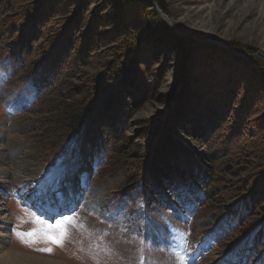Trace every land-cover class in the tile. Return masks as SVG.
<instances>
[{
  "label": "rangeland",
  "instance_id": "374dc122",
  "mask_svg": "<svg viewBox=\"0 0 264 264\" xmlns=\"http://www.w3.org/2000/svg\"><path fill=\"white\" fill-rule=\"evenodd\" d=\"M105 1L0 0V28L12 23L14 29L24 23V15L41 9L45 25L43 34L33 44L37 57L52 41L50 37L54 31L69 21L68 28L73 27L80 45L84 41L90 45L89 65L80 66L71 78L72 83L78 86L87 74L103 70L105 63L119 51L116 38L108 41L99 39L109 27L98 31V35L87 29L90 19L96 17L97 8ZM139 1L151 5V8L158 4L155 0ZM159 1L178 34L188 37V44L185 52H175L171 45L158 48L154 54L146 50L148 54L144 56L137 74L144 97L132 109L121 143L133 139V145L148 143L153 148L158 136L151 138L148 130L155 131L162 125L160 134L164 128H170L171 123L173 132L178 133L176 137L183 145L197 153L206 151L207 146L200 144L192 134V122L184 121L187 117L193 121L199 113L198 107L188 112L187 104L182 108L178 106L180 102L185 104L189 97L196 103L194 96H197L195 89L198 87L204 99H219L217 108L220 110H216L220 120L216 131L218 136H213L211 147L227 150L228 155L220 162L233 158L232 153L242 141L244 147L240 151L264 153V88L258 80L254 82L240 61L231 60L230 64L227 59H218L208 46L198 50L193 42L195 38L196 42L217 44L239 59L249 61L255 57L264 61V0ZM106 7L101 15L109 10L113 14L111 5ZM133 8L129 6L128 15L135 14ZM73 16L74 25L70 19ZM122 17L121 25H127L128 30L132 28L131 18ZM221 41L235 43L253 52L236 54L231 44L226 46ZM145 45L142 43L141 47L145 49ZM190 66H193L191 71L197 70L196 78L188 77ZM214 71L220 75H215ZM10 82L13 84L14 79ZM19 94L9 83V73L0 65V234L5 233L0 253L16 250L61 264H244L241 262L242 249L225 241L218 242L212 228L200 227L191 219L190 209L195 204L193 198H175L171 188L153 175L145 180L151 187L150 194L144 191L138 204L131 209L114 195L115 192L95 180L97 161L91 158L90 147L96 119L105 109L104 99L98 103L92 120L84 124L80 137L71 144L67 155L53 164L43 155L36 156L28 149V135L23 130L28 120L41 117V114L29 113ZM176 111L180 113L179 117ZM181 126H187L191 136H186ZM126 150L125 146L123 156L134 162L132 153ZM244 159L248 163L253 161L252 158ZM236 162H232L233 169L226 175L219 173L222 183L230 181L232 184L236 175H245L246 165L240 166ZM55 167H60L59 172L63 175L59 181L49 185L46 175ZM255 167L251 166V169L255 170ZM46 193L52 205L64 207V213L48 216L40 211L42 207L38 200ZM63 198L66 201L62 202ZM71 199L74 203L66 208ZM64 216L72 217V222L67 225L68 235L61 247L46 241L43 232ZM33 229L36 232L34 239L23 235ZM154 230L162 234H155ZM49 248L50 252L44 250ZM246 264H252L251 259H247Z\"/></svg>",
  "mask_w": 264,
  "mask_h": 264
},
{
  "label": "trees",
  "instance_id": "16d2710c",
  "mask_svg": "<svg viewBox=\"0 0 264 264\" xmlns=\"http://www.w3.org/2000/svg\"><path fill=\"white\" fill-rule=\"evenodd\" d=\"M155 1L166 11L159 0ZM108 5H111L113 14L109 10L101 15ZM130 5L135 7V14L131 16L127 14ZM97 10L94 15L98 18L90 19L87 29L98 35V31L109 27V30L105 29L99 35V39L108 41L116 38L119 51L117 57L112 56L111 61L105 63L103 70L81 78L83 83L78 86L72 83L71 78L80 66L89 65L90 45L85 41L80 45L73 27L68 28L69 21L54 31L50 37L52 41L37 57L33 44L43 34L45 25L41 9L37 8L31 15H24V23L14 29L12 23L0 28V63L4 64L14 79L13 85L27 96L34 91L33 99L28 100L27 111L32 115L41 114V117L25 121L23 131L28 135V149L36 156L41 154L45 159L48 158L53 164L58 163L67 155L71 144L80 137L84 124L92 120L98 103L104 99L105 109L96 119L90 147L91 158L97 161L94 167L95 180L106 185L112 193L115 192L114 195L131 209L138 204L144 191L150 194L151 187L147 186L145 180H149L151 174L159 182L166 183L175 198L195 200L190 209L192 220L200 227L212 228L218 242L225 241L242 249L244 261L251 259L254 264H264V207L261 205L264 204L263 151L254 154L240 151L244 147L242 141L232 153L233 158L220 162L228 155L227 150L211 147L213 136H218L216 131L220 120L216 110H220L217 108L219 99H204L198 87L195 89L197 96H194L196 103L189 97L185 104L180 102L178 106L182 108L187 104L188 112L198 107L197 117L193 121L187 117L184 121L192 122V134L200 144L207 146L206 151L197 153L183 145L176 137L178 133L173 132L171 123L170 128H164L160 134L162 125L157 126L155 131L148 130L151 138L158 136L153 148L148 143L133 145V139L121 143L132 109L144 97L142 82L137 78L144 56L148 51L154 54V51L166 45H171L175 52H185L188 37L164 24L155 8L139 0H106ZM122 16L131 18L133 25L129 30L127 25H121ZM70 19L74 25V16ZM194 40L198 50L208 46L218 59H227L230 64L231 60L240 61L253 76L254 82L258 80L261 88H264V61L255 57L249 61L239 59L217 44L208 45ZM142 43H146L145 49L141 47ZM229 44L243 54L253 52L235 43ZM191 70L193 66L188 68V77L194 78L198 72ZM214 74L218 75L219 72ZM176 113L179 117L180 113ZM187 128L181 126L180 129L186 136H191ZM125 146L132 153L134 162L123 156ZM245 157L253 161L248 163ZM233 161H237L236 164L240 166L246 165L245 175H236L232 184L230 181L222 183L224 181L218 175L220 172L225 175L230 172ZM251 166H256L255 170Z\"/></svg>",
  "mask_w": 264,
  "mask_h": 264
},
{
  "label": "bare ground",
  "instance_id": "6f19581e",
  "mask_svg": "<svg viewBox=\"0 0 264 264\" xmlns=\"http://www.w3.org/2000/svg\"><path fill=\"white\" fill-rule=\"evenodd\" d=\"M171 21V20H170ZM172 23V21H171ZM60 167H55L54 170L46 175V181H48V184L51 185V183L55 181H59L63 173L59 172ZM66 201V198H63L62 202ZM38 203L42 207L40 211L44 212L47 211V213L53 214L56 212V210H60V214L64 213L62 212L63 207L57 204H51V202L48 199L47 193L40 197L38 200ZM72 203V200H71ZM61 204V203H60ZM63 204V203H62ZM69 208V205H67ZM155 234H162L161 232H158L154 230ZM4 234H0V249H2V246L4 245ZM153 236V235H152ZM2 252V251H1ZM0 264H61L59 262L53 261L51 259H47L45 257H40L38 255L29 254L26 252H19L16 250H10L6 251V253H0Z\"/></svg>",
  "mask_w": 264,
  "mask_h": 264
},
{
  "label": "snow or ice",
  "instance_id": "6c2138e0",
  "mask_svg": "<svg viewBox=\"0 0 264 264\" xmlns=\"http://www.w3.org/2000/svg\"><path fill=\"white\" fill-rule=\"evenodd\" d=\"M72 222V217L64 216L60 221H57V223L54 226H51L49 230H46L43 232V236L46 241L55 244L57 246H63L64 239L67 237V225ZM18 236H20V233H17ZM24 236L35 238L36 232L35 230H30L23 234ZM45 251H51V249H44Z\"/></svg>",
  "mask_w": 264,
  "mask_h": 264
},
{
  "label": "water",
  "instance_id": "95a60500",
  "mask_svg": "<svg viewBox=\"0 0 264 264\" xmlns=\"http://www.w3.org/2000/svg\"><path fill=\"white\" fill-rule=\"evenodd\" d=\"M155 6V9L160 13V15L163 17L164 21L166 22V24L170 25L171 29H173L176 33H179V31L177 29L174 28V26H172L171 24V21L170 19L164 14V12L162 11V9L160 8V6L158 4H154ZM212 41V40H211ZM215 41V40H213ZM216 42V41H215ZM222 44L226 45V46H229L228 43L226 42H222ZM231 49L236 53V54H239V55H243L242 53L238 52L235 48L231 47Z\"/></svg>",
  "mask_w": 264,
  "mask_h": 264
}]
</instances>
